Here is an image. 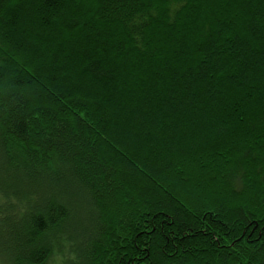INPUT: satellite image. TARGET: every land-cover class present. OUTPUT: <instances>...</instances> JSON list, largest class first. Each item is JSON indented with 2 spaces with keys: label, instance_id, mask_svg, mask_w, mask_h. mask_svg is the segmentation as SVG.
Segmentation results:
<instances>
[{
  "label": "trees",
  "instance_id": "obj_1",
  "mask_svg": "<svg viewBox=\"0 0 264 264\" xmlns=\"http://www.w3.org/2000/svg\"><path fill=\"white\" fill-rule=\"evenodd\" d=\"M0 264H264V0H0Z\"/></svg>",
  "mask_w": 264,
  "mask_h": 264
}]
</instances>
